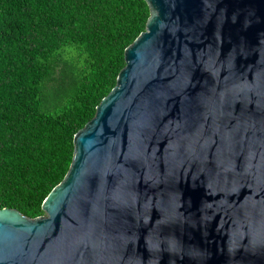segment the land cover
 <instances>
[{"label":"water","instance_id":"water-1","mask_svg":"<svg viewBox=\"0 0 264 264\" xmlns=\"http://www.w3.org/2000/svg\"><path fill=\"white\" fill-rule=\"evenodd\" d=\"M145 31L0 264H264V0H144Z\"/></svg>","mask_w":264,"mask_h":264},{"label":"trees","instance_id":"trees-1","mask_svg":"<svg viewBox=\"0 0 264 264\" xmlns=\"http://www.w3.org/2000/svg\"><path fill=\"white\" fill-rule=\"evenodd\" d=\"M149 18L144 0H0V210L44 215Z\"/></svg>","mask_w":264,"mask_h":264}]
</instances>
